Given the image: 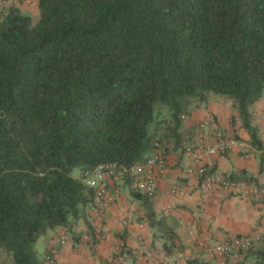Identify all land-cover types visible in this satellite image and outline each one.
Segmentation results:
<instances>
[{"label": "trees", "instance_id": "obj_1", "mask_svg": "<svg viewBox=\"0 0 264 264\" xmlns=\"http://www.w3.org/2000/svg\"><path fill=\"white\" fill-rule=\"evenodd\" d=\"M39 10L36 24L16 5L0 14V249L13 264H42L37 240L86 219L94 190L75 169L145 161L157 136L180 138L192 98L233 99V124L264 150L251 110L264 94V0H39ZM228 176L264 187L244 170ZM148 217L173 255L178 234ZM231 257L264 264V238Z\"/></svg>", "mask_w": 264, "mask_h": 264}, {"label": "crops", "instance_id": "obj_2", "mask_svg": "<svg viewBox=\"0 0 264 264\" xmlns=\"http://www.w3.org/2000/svg\"><path fill=\"white\" fill-rule=\"evenodd\" d=\"M16 6L31 17L40 13L39 0H22ZM9 7L5 5L2 11ZM252 112L264 144V96L253 105ZM237 114L231 100H209L185 114L180 138L164 135L169 142L168 156L164 168L157 171L156 195L151 199L136 195L134 181L128 177L111 180L119 193L109 208L90 207L86 219L75 221L69 228L49 229L37 240L36 249L42 264H153L155 257L162 264H185L186 259L193 256L228 264L231 256L227 261L210 250L227 237L255 231L264 234V187L260 188L262 195L252 196L219 188L202 192L200 179L186 171L193 163L185 147L198 137L199 124L212 116L213 123L205 128L208 141L237 132L250 148L209 155L205 158L209 167L224 175L244 170L264 184V150L251 144L239 118L233 124L232 117ZM161 116V131L166 133L168 118ZM152 211L178 234L179 249L171 256L164 249V237L149 224L148 216ZM63 234L68 236L65 244L60 242ZM49 255L52 260L46 259ZM121 256L123 261H120ZM3 257L0 253V259Z\"/></svg>", "mask_w": 264, "mask_h": 264}, {"label": "built area", "instance_id": "obj_3", "mask_svg": "<svg viewBox=\"0 0 264 264\" xmlns=\"http://www.w3.org/2000/svg\"><path fill=\"white\" fill-rule=\"evenodd\" d=\"M21 1L0 0V14L5 5H17ZM213 121L214 118L209 116V118L201 122L199 124L198 137L194 138L185 147L186 153L190 156L193 163V165L186 168L187 173L196 175L200 179V187L204 193H209L219 188L248 196L262 195L263 190L259 187L245 181L233 180L228 175L212 171L211 167L206 163L205 158L209 155H215L235 148L245 150L250 148V145L244 139L237 137L234 132H231L227 136L208 141L205 128L207 125L213 123ZM154 144L153 152L143 162H137L130 166H123L117 162H104L98 164L92 170L80 171L79 176L86 186L94 190L92 209L106 210L115 202L119 189L111 185V180L125 174L132 177L136 191L149 197L156 195L158 190L157 171L162 170L166 164L169 142L165 137L157 136ZM263 238L264 234L258 231L248 235L227 237L214 249L210 250V252L218 254L225 260L234 253L250 248L254 243ZM67 240L68 236L66 234H63L60 238L62 244H65ZM179 256L182 257V254H179ZM46 259L52 260L50 255L46 256ZM123 260L124 257L121 256L120 261ZM153 264H162V262L159 258L155 257L153 258Z\"/></svg>", "mask_w": 264, "mask_h": 264}, {"label": "rangeland", "instance_id": "obj_4", "mask_svg": "<svg viewBox=\"0 0 264 264\" xmlns=\"http://www.w3.org/2000/svg\"><path fill=\"white\" fill-rule=\"evenodd\" d=\"M39 19H40V13L37 16H32L33 24H36L39 21ZM263 96H264V94H263ZM209 100H212L214 102H215V100H219L222 102L224 100H231L232 102H234V100L229 98V97H226V96L221 95V94L213 93V92L210 93L209 99L206 103H208ZM198 105H202V103L198 99L192 98L191 103L189 104V111L188 112L191 113L195 109V107ZM252 107H251V110H252ZM161 111L163 112L161 114L162 118H164V117L168 118L169 117V114H168L169 109L167 107H162ZM73 174L75 176L79 175V169H75ZM0 253H2L4 255L3 259H0V264H13V256H12L11 252H8L6 250L3 251L0 249ZM230 262H232V259L230 260Z\"/></svg>", "mask_w": 264, "mask_h": 264}]
</instances>
